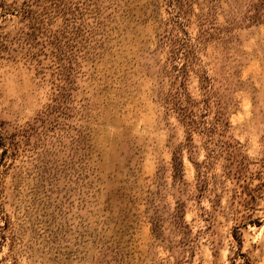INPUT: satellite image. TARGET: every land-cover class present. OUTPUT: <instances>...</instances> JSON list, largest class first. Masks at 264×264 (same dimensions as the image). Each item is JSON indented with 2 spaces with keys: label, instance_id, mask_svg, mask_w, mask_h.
Instances as JSON below:
<instances>
[{
  "label": "rangeland",
  "instance_id": "1",
  "mask_svg": "<svg viewBox=\"0 0 264 264\" xmlns=\"http://www.w3.org/2000/svg\"><path fill=\"white\" fill-rule=\"evenodd\" d=\"M0 264H264V0H0Z\"/></svg>",
  "mask_w": 264,
  "mask_h": 264
}]
</instances>
